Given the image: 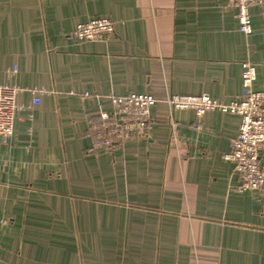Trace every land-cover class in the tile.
<instances>
[{
    "label": "crops",
    "instance_id": "1",
    "mask_svg": "<svg viewBox=\"0 0 264 264\" xmlns=\"http://www.w3.org/2000/svg\"><path fill=\"white\" fill-rule=\"evenodd\" d=\"M227 2L0 0V82L23 108L0 138V264H264V195L225 158L240 118L165 101L229 104L245 61L264 90V2L249 37ZM107 16L110 36L69 40ZM132 93L158 101L147 137L91 152L89 118Z\"/></svg>",
    "mask_w": 264,
    "mask_h": 264
},
{
    "label": "built area",
    "instance_id": "2",
    "mask_svg": "<svg viewBox=\"0 0 264 264\" xmlns=\"http://www.w3.org/2000/svg\"><path fill=\"white\" fill-rule=\"evenodd\" d=\"M263 2L264 0H228L227 5L237 11L241 34L247 37L252 34L251 8ZM115 24L113 16L93 19L78 25L68 38L77 44L99 41L114 33ZM241 79V96L229 104L218 102L208 94L171 95L165 101L170 109L192 110L199 118L213 111L238 116L239 134L231 141V150L225 158L234 163L235 172L240 176L239 192L251 191L264 195V90L254 87L257 79L254 63L243 62ZM21 91L16 86L0 82V138L6 145L11 142L17 117L23 111L17 101ZM30 92L34 104L38 103L37 95L48 93L39 89ZM88 95L89 93L86 94ZM110 99V109L102 110L95 119L88 120V128L93 137L91 152L94 153L135 137H147L153 123L152 108L158 102L155 97L143 93L112 96ZM196 129L201 130L198 127Z\"/></svg>",
    "mask_w": 264,
    "mask_h": 264
}]
</instances>
